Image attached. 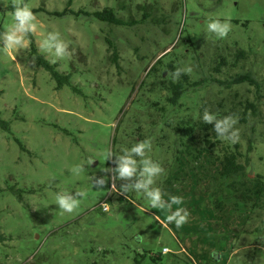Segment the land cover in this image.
<instances>
[{
  "label": "rangeland",
  "instance_id": "rangeland-1",
  "mask_svg": "<svg viewBox=\"0 0 264 264\" xmlns=\"http://www.w3.org/2000/svg\"><path fill=\"white\" fill-rule=\"evenodd\" d=\"M23 3L36 17L37 30L30 35L38 52L49 31H59L68 42L70 56L55 63H50L52 56L39 54L56 64L59 73L69 74V84L56 89L30 45L7 55L0 50V264H134L141 255V264H146L148 254H160L163 248L168 252L161 255L162 264H264V222L248 218L249 205L235 197L229 180L214 177L209 154L195 161L186 153L169 169L175 191L165 193L164 199L181 197L182 203L172 209L189 212L180 228L167 222L166 210L148 207L140 194L121 193L125 181L110 171L115 157L104 160L107 150L122 147L112 144L116 125L151 65L167 51L178 55L186 50L194 57L203 51L199 62L187 58L184 67L204 75L211 71L217 41L252 50L258 56L242 62L241 69H225L216 77L249 70L264 83V0ZM119 3L128 8L118 13L125 20H141L138 5L151 8V16L143 23L119 26L84 13ZM11 4L0 0V31L14 23ZM211 19L230 20L226 38L218 40L205 31ZM227 52L232 59L233 50ZM200 93L208 110L228 96L252 98L246 85L223 89L214 83ZM239 130L247 132L243 125ZM148 155L156 161L153 151ZM81 164L83 171H75ZM100 177L106 183L95 185ZM78 192L84 195L76 197L79 206L73 213L55 205L58 193Z\"/></svg>",
  "mask_w": 264,
  "mask_h": 264
},
{
  "label": "trees",
  "instance_id": "trees-1",
  "mask_svg": "<svg viewBox=\"0 0 264 264\" xmlns=\"http://www.w3.org/2000/svg\"><path fill=\"white\" fill-rule=\"evenodd\" d=\"M143 13L141 20L128 17L126 20L119 16L120 10L128 9L126 5L107 6L101 10L84 12L90 19L119 26H132L143 23L151 16L152 9L140 7ZM136 11V10H135ZM80 10H77L79 13ZM63 12H61L62 14ZM150 19H152L150 17ZM30 52L35 54L38 64L42 65L56 82V89L69 84V74H62L56 70V64H50L37 51L34 38L29 35ZM110 47L111 40L106 39ZM212 54L211 71L201 75L199 72L182 74L179 79L173 80L172 72L177 67H184L187 58L199 62L201 54L196 57L181 51L178 55L165 52L158 57L140 81L135 96L129 106L122 113L112 139L113 145L130 146L133 143L148 140L151 151L156 156V162L164 168V174L156 181L164 193L172 194L174 184L170 181L172 162L178 161L181 155L189 153L195 161L209 154L215 162V176L229 180V188L240 201L249 205L248 218L259 219L264 222V83L257 81L249 70L235 71L227 77L217 78L224 74V70L241 69L242 62L251 56H258L252 50H245L234 46H222L216 42ZM233 50L232 59L227 55ZM227 52V54H226ZM112 54L116 56L114 49ZM149 56H140L143 60ZM157 55L148 60L155 59ZM257 63H262L258 61ZM164 69V70H163ZM165 71L168 72L165 77ZM213 73L215 75H213ZM193 75L194 77H192ZM218 84L223 89L231 86L246 85L252 89V98L239 96L238 99L228 96L217 103L214 110H210L222 117L236 115L239 122L236 127L243 125L247 132H240L239 142L235 145L221 141L212 131L211 124H203L199 119L206 108L205 91L211 84ZM134 91L133 83L130 94ZM248 92H251L248 90ZM130 94L128 96H130ZM2 124L4 122L0 121ZM4 126V125H3ZM150 151V152H151ZM217 165V166H216ZM168 174V175H167ZM240 177V180H232ZM259 231V226L256 228ZM160 254H148L146 264H162ZM144 255L134 258V264H141Z\"/></svg>",
  "mask_w": 264,
  "mask_h": 264
},
{
  "label": "clouds",
  "instance_id": "clouds-1",
  "mask_svg": "<svg viewBox=\"0 0 264 264\" xmlns=\"http://www.w3.org/2000/svg\"><path fill=\"white\" fill-rule=\"evenodd\" d=\"M12 18L14 23L4 31H0V50L4 54L17 53L29 47L27 37L37 30L36 17L32 9L23 3V0H12ZM205 31L211 33L216 39L222 40L228 36L231 31V22L228 19H211ZM39 52L53 57L50 63H55L58 59H64L70 56L69 44L62 38L61 33L52 30L44 36L39 44ZM192 71L191 67H177L172 72L173 80L180 78L182 74ZM199 119L203 124H211L212 131L224 142L235 145L240 139V130L236 127L239 117L236 115L218 116L216 113L205 108L200 114ZM151 151V143L148 140L139 141L130 146H122L118 152L107 150L104 153V160H111L113 157L115 167L112 171L115 178L125 181L120 185L121 193L140 194L142 199L148 202V207L154 209L166 210L169 214L166 219L168 223H174L177 228L182 227L188 222L189 212L187 209L177 207L172 209L173 205H180L182 199L179 196L172 195L165 200V193L156 186V181L164 174V168L160 163L154 161L148 153ZM94 160H91V164ZM85 165H78L75 171L82 172ZM105 178L100 177L95 180V185H104ZM92 186L94 183L92 180ZM83 192L58 193L55 197V205L63 213H73L79 206L77 196L82 197ZM108 211L107 207L104 209ZM167 248L164 249L166 253Z\"/></svg>",
  "mask_w": 264,
  "mask_h": 264
},
{
  "label": "built area",
  "instance_id": "built-area-1",
  "mask_svg": "<svg viewBox=\"0 0 264 264\" xmlns=\"http://www.w3.org/2000/svg\"><path fill=\"white\" fill-rule=\"evenodd\" d=\"M105 207H106V206H103V209H105ZM164 249H165V248H163L162 253H165V252H164ZM167 252H168V251H167ZM167 252H166V253H167Z\"/></svg>",
  "mask_w": 264,
  "mask_h": 264
}]
</instances>
